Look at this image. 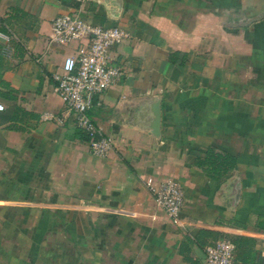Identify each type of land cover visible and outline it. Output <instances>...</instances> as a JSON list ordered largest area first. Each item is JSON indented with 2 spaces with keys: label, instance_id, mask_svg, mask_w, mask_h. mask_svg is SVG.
<instances>
[{
  "label": "crops",
  "instance_id": "crops-1",
  "mask_svg": "<svg viewBox=\"0 0 264 264\" xmlns=\"http://www.w3.org/2000/svg\"><path fill=\"white\" fill-rule=\"evenodd\" d=\"M66 12L126 33L88 112L105 157L54 92ZM0 34V264H203L219 240L231 264H264V0H122L115 18L99 0H0ZM152 95L158 139L129 121ZM148 177L182 188L176 221Z\"/></svg>",
  "mask_w": 264,
  "mask_h": 264
},
{
  "label": "built area",
  "instance_id": "built-area-1",
  "mask_svg": "<svg viewBox=\"0 0 264 264\" xmlns=\"http://www.w3.org/2000/svg\"><path fill=\"white\" fill-rule=\"evenodd\" d=\"M125 36L126 33L118 27L92 24L76 12L58 14L50 24V42L75 43L72 54L63 58L58 71L51 73L54 92L73 116L76 128L94 138L88 147L99 157L108 154L112 141L101 134L88 112L97 96L117 83L123 73L109 52ZM144 185L155 205L167 218L176 221L184 201L180 185L172 180L151 177L144 180ZM232 258L233 244L228 240H219L204 248L203 264H231Z\"/></svg>",
  "mask_w": 264,
  "mask_h": 264
},
{
  "label": "water",
  "instance_id": "water-1",
  "mask_svg": "<svg viewBox=\"0 0 264 264\" xmlns=\"http://www.w3.org/2000/svg\"><path fill=\"white\" fill-rule=\"evenodd\" d=\"M106 6L108 14L115 18L122 6V0H99ZM135 110L131 112L129 121L136 128L145 131L151 138L160 137V97L158 95L148 96L137 101ZM231 203H235L239 197V183L234 180L231 186Z\"/></svg>",
  "mask_w": 264,
  "mask_h": 264
},
{
  "label": "trees",
  "instance_id": "trees-1",
  "mask_svg": "<svg viewBox=\"0 0 264 264\" xmlns=\"http://www.w3.org/2000/svg\"><path fill=\"white\" fill-rule=\"evenodd\" d=\"M80 131V130H79ZM81 132V131H80ZM83 138L85 141H87L88 143H90L94 138L93 137H90L88 136L87 134H84L83 132H81Z\"/></svg>",
  "mask_w": 264,
  "mask_h": 264
}]
</instances>
